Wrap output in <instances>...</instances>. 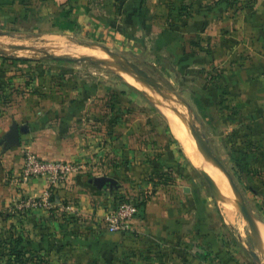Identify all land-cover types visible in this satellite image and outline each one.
Returning a JSON list of instances; mask_svg holds the SVG:
<instances>
[{
  "label": "rangeland",
  "instance_id": "rangeland-1",
  "mask_svg": "<svg viewBox=\"0 0 264 264\" xmlns=\"http://www.w3.org/2000/svg\"><path fill=\"white\" fill-rule=\"evenodd\" d=\"M58 1L0 0V136H6L13 123L35 125L37 120V126L75 154L66 161L79 166L84 177L80 186L87 188L85 179L99 173L117 180V186L99 197V202L104 200L105 213L95 208L85 216L73 210L60 215L66 232L90 225L92 229L82 233L90 241L100 240V249L83 244L73 249L83 255H74L68 262L63 259V264H264V249L252 236L225 175L208 159L214 179L225 182L231 194L232 209L216 200L217 193L209 189L202 169L186 156L162 109H171L199 148L182 102L188 103L193 121L241 191L252 220L264 225V160L259 155L251 158L241 172L242 167L232 160L241 145L233 144L230 135L211 136L210 120L197 115L195 90L209 88L210 67L184 66L177 53L167 50V43L179 41V24L172 21L161 30L145 21L135 32L123 33L129 25L124 22V7H108L96 0L88 4L73 1L69 13L66 2L58 5ZM107 11L111 15L104 16ZM167 33L170 39L164 37ZM54 37L96 44L126 57L155 78L168 98L163 101L148 85L156 94L154 101L126 82L105 48V59L117 65L47 58L38 50L51 53L45 45L54 44L50 40ZM163 156L165 174L154 168ZM125 201L178 208V215L185 219L184 231L168 241L146 239L132 229L108 232L107 212ZM13 238L6 241L0 233V264H53L48 242L28 248L24 243L16 246ZM62 239L64 252L68 246L66 238ZM254 252L261 262L252 256Z\"/></svg>",
  "mask_w": 264,
  "mask_h": 264
},
{
  "label": "crops",
  "instance_id": "crops-1",
  "mask_svg": "<svg viewBox=\"0 0 264 264\" xmlns=\"http://www.w3.org/2000/svg\"><path fill=\"white\" fill-rule=\"evenodd\" d=\"M73 1L90 2L59 0L57 3L66 2L70 13ZM96 1L108 4V7H124V22L129 25L122 29L123 33L135 32L140 22L148 21L158 28L177 22L179 41L167 43V50L177 53L179 64L184 66L193 63L210 67L207 92L195 90L197 115L210 120L211 136L230 135L233 144L241 145L239 150L250 153L252 159L259 155L264 160V0H143L139 14L136 0ZM106 15L111 14L107 11ZM164 37L170 39L168 33ZM196 74L202 76L201 72ZM35 123H17L29 128L20 134L19 143H10L6 136H0V233L6 241L12 236L22 237L28 248L49 243L51 263L63 264V259L68 262L74 255L82 256L80 249H73L83 247V244L91 243L93 248L100 249V240L93 238L90 241L84 236L83 230L92 229L90 225L66 232L62 214L73 210L85 216L93 213L95 208L105 213L104 200L99 202V197L113 188L106 185L98 189L88 183L89 178L85 179L87 188H83L79 182L84 177L77 174L56 189L48 208L16 210L17 192L21 189L24 195L31 197L42 196L46 189V182L41 178L31 180L24 188L18 185L26 151L50 159L76 157L73 152L66 151L57 138H51L37 126V120ZM98 175L108 174L95 176ZM177 209H162L148 203L134 219L132 230L146 239L168 241L184 231L185 219L178 215ZM253 221L264 228L260 222ZM253 233L259 242L255 226ZM63 237L68 246L64 252L61 251Z\"/></svg>",
  "mask_w": 264,
  "mask_h": 264
},
{
  "label": "water",
  "instance_id": "water-1",
  "mask_svg": "<svg viewBox=\"0 0 264 264\" xmlns=\"http://www.w3.org/2000/svg\"><path fill=\"white\" fill-rule=\"evenodd\" d=\"M88 44H90V43H88ZM11 48L31 49L32 47L25 46V45H11ZM103 48H105V47H103ZM105 50L107 51L108 54H110L111 56H114L115 60L118 63L119 68L122 71L133 74L135 77L140 79L143 83L152 87L156 92L159 93V95L161 96L163 101H165L168 98V96L163 92L162 86L160 85V83L155 78H153L151 75H149L145 70L140 68L137 64L128 60L126 57H124L118 53H113V52H111V50H109L107 48H105ZM38 51L43 52L47 58H51L54 60H65V61H70V62L89 61V62L94 63V64H103V65H110V66L115 65V63L113 61H109L105 58L96 59V58L89 56V55L70 56L67 54L66 55L53 54V53L47 52L44 49H39ZM182 103L184 104V106H186V108L188 110V116H189L188 125H189L190 132H191L192 136L194 137V139L197 142V144L199 145V147H201L202 154L205 157H207L208 159H210L221 170V172L225 175L228 183L230 184V186L233 190V194L235 196L236 204L239 207L240 211L242 212L246 221L249 223L252 236L257 240L256 236L253 233V227H254L253 226V220L250 216L249 209L247 207V204L244 200V197H243L241 191L239 190V188L235 184V182L232 178V175L228 172V170L225 168L224 164L221 162V160L214 153L213 149L209 145L207 138L201 133L198 126L193 121V116H192L191 112L189 111L188 103L185 101H183ZM28 129L29 128L26 124L19 125L17 123H13L11 125L10 131L7 133L6 137L8 138L10 143H19L20 134L23 132H27ZM199 171H200L202 177L204 178V180L207 182L209 189L214 194H216L217 185H216L215 181L205 171H203V170H199ZM88 183L92 184L93 186H95L98 189H101L106 185L110 186L111 188L117 186V180L114 177L109 176V175H98V176L91 177L88 179ZM252 256L255 258V260L257 262H261V259L259 258V256L255 252L252 254Z\"/></svg>",
  "mask_w": 264,
  "mask_h": 264
},
{
  "label": "built area",
  "instance_id": "built-area-1",
  "mask_svg": "<svg viewBox=\"0 0 264 264\" xmlns=\"http://www.w3.org/2000/svg\"><path fill=\"white\" fill-rule=\"evenodd\" d=\"M79 166L74 163L50 159L38 156L26 151L17 183L24 188L31 180L41 178L46 182V189L42 196L31 197L23 194V190L17 192L16 210L29 208H48L51 204L50 197L56 189L67 182L71 177L79 174ZM139 215V207L133 201H125L117 204L114 209L105 216L107 231L110 233L127 232L133 228V221Z\"/></svg>",
  "mask_w": 264,
  "mask_h": 264
},
{
  "label": "bare ground",
  "instance_id": "bare-ground-1",
  "mask_svg": "<svg viewBox=\"0 0 264 264\" xmlns=\"http://www.w3.org/2000/svg\"><path fill=\"white\" fill-rule=\"evenodd\" d=\"M50 40H52L51 42L54 44L49 43L45 45V48H48L49 50H51L52 51L51 53L53 52L66 53L72 56L89 55L96 59H100L98 57L105 58L106 56L103 48L96 44H87V43H82V42L72 43V41L69 42V40H66L65 38H61V37H54V38H51ZM118 70H119L118 74L126 82L140 89L150 99L157 101L156 94L148 85L143 83L140 79L135 78V76L130 75V73L127 74V72H124L121 69H118ZM162 109L167 112L172 128H173V131L175 135L177 136V138L180 140L181 144L184 146V151H185L186 156L193 162L194 165H197L198 167H200V169L205 171L212 179H214L215 171H214L213 165L218 172L220 169L209 159L213 164L211 165V163L208 161V158L205 157L200 152V147L198 148L197 146L194 145L193 139L190 138L189 135H187L188 133L187 131H185V127L181 125V123L178 121L177 117L174 115L171 109H169L168 107H165V108L162 107ZM214 180L216 181V185H217L216 200L218 202L220 201L221 203H223V205H225L228 208L233 207L232 197H231L230 192L224 185L225 182L223 183L222 180H219L217 178ZM253 224L255 226V230L258 236V240H259L258 243L264 249V228L261 225H259L257 222L253 221Z\"/></svg>",
  "mask_w": 264,
  "mask_h": 264
},
{
  "label": "trees",
  "instance_id": "trees-1",
  "mask_svg": "<svg viewBox=\"0 0 264 264\" xmlns=\"http://www.w3.org/2000/svg\"><path fill=\"white\" fill-rule=\"evenodd\" d=\"M137 1V4L139 5L138 6V8H137V11L136 12H138V14L140 13V10H141V4H142V2H143V0H136ZM135 10V9H134ZM4 58H6V57H4ZM21 61H23V59H20ZM138 91V90H137ZM238 153V154H237ZM236 154L238 155V156H236V157H232V160L233 161H236V163H237V166L239 167V168H241V169H239L241 172L243 171V167H246V165H248V163H249V160L252 158V155L250 154V153H248V152H244V151H242V150H239L238 152H237ZM164 159H165V156H163L162 158H161V160L159 161V164L158 165H156L154 168H155V170L156 171H159V172H162V173H164L165 174V170H163V168H164ZM241 161L243 162V163H241ZM164 171V172H163ZM92 185V184H91ZM114 188V187H113ZM138 205V207H139V215H140V211L142 210V208H143V206L144 205H140V204H137ZM12 243H15V245L16 246H18V245H20V244H22V243H24V240H23V238L22 237H20V236H18V237H14L13 238V240H12Z\"/></svg>",
  "mask_w": 264,
  "mask_h": 264
}]
</instances>
